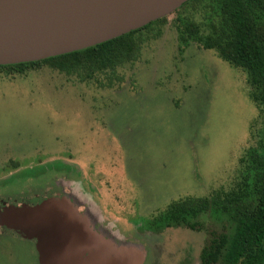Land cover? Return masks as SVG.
I'll use <instances>...</instances> for the list:
<instances>
[{
  "label": "rangeland",
  "instance_id": "1",
  "mask_svg": "<svg viewBox=\"0 0 264 264\" xmlns=\"http://www.w3.org/2000/svg\"><path fill=\"white\" fill-rule=\"evenodd\" d=\"M189 2L144 31L138 57L114 70L0 74V219L29 195L56 197L58 185L79 207L97 203L105 232L142 246L143 264H202L214 237L235 239L227 196L256 203L264 111L250 74L204 45L221 0ZM186 20L205 38L182 42ZM45 181L53 190L39 188ZM218 198L186 223L168 218L173 203ZM4 230L0 264H41L32 239Z\"/></svg>",
  "mask_w": 264,
  "mask_h": 264
},
{
  "label": "water",
  "instance_id": "2",
  "mask_svg": "<svg viewBox=\"0 0 264 264\" xmlns=\"http://www.w3.org/2000/svg\"><path fill=\"white\" fill-rule=\"evenodd\" d=\"M189 1L0 0V66L96 47L142 29ZM72 199L49 198L25 206L18 214L4 215L0 225L35 241L41 264L144 263L147 253L140 245L120 243L104 249L92 224L98 218L81 215Z\"/></svg>",
  "mask_w": 264,
  "mask_h": 264
},
{
  "label": "trees",
  "instance_id": "3",
  "mask_svg": "<svg viewBox=\"0 0 264 264\" xmlns=\"http://www.w3.org/2000/svg\"><path fill=\"white\" fill-rule=\"evenodd\" d=\"M195 1L199 0L190 2ZM220 15L221 24L211 25L206 39L201 36L196 23L186 20L181 40L188 44L198 38L204 39L206 48L219 49L225 60L246 70L251 83L258 90V105L264 111V0H221ZM162 22L165 19L84 51L39 62L0 66V74H23L28 69L41 66L61 72L87 66L92 70H114L119 64L136 59L141 49L143 32ZM253 162L259 171L256 203L250 205L243 202L240 197L243 192L240 196H227L233 199L234 212L240 220L237 236L232 241L227 235L214 237L202 252V264H264V157L254 155ZM222 202L220 198L186 199L170 205L167 215L171 222L180 225L196 213L208 210L213 204L219 207ZM191 227L195 229V226Z\"/></svg>",
  "mask_w": 264,
  "mask_h": 264
},
{
  "label": "flooded vegetation",
  "instance_id": "4",
  "mask_svg": "<svg viewBox=\"0 0 264 264\" xmlns=\"http://www.w3.org/2000/svg\"><path fill=\"white\" fill-rule=\"evenodd\" d=\"M36 175H40V176H42L41 174H36ZM44 175V174H43ZM35 176V175H34ZM38 177V176H37ZM33 179H36V178H33ZM46 182V181H45ZM34 183V182H33ZM30 186V188H32V187H34V186H31V185H29ZM55 189H56V192H55V194H56V197H58V198H62V196H61V193L64 191V189H63V186H58V185H55ZM39 188H41V189H43V190H49V189H51V187H47V182L45 183V185H42V186H39ZM51 190H53V188L51 189ZM29 191V190H28ZM85 191V190H84ZM22 193H25V192H22ZM45 193V192H44ZM50 193H52V192H50ZM88 193V192H87ZM36 195H33L32 197L29 195V197H27V200H28V202H30V204H28L27 206H35V205H37V204H40L42 201H44V200H46L47 198L45 197V198H43V197H41V196H39L40 194H37V193H35ZM63 194V193H62ZM88 194H90V193H88ZM51 197V196H50ZM49 197V198H50ZM53 197V196H52ZM31 198H33V200L31 199ZM41 198H43L44 200H42ZM2 202L3 203H6V202H4L3 200H2ZM25 202V201H24ZM23 203V202H22ZM25 205V204H24ZM80 205V207H79V210L82 212V213H84V214H90V212L92 213L93 211H92V209L94 210L95 209V207L93 206V205H91V204H79ZM97 205V204H96ZM26 206V205H25ZM104 224H106V225H104ZM110 224H111V222L110 221H106L105 220V218L103 217L102 218V220L101 221H99V222H97V225H99V226H101L102 227V231L104 232V233H106V235H110L111 233H107V232H105V229H104V227H109L110 226ZM96 225V226H97ZM4 229H7L6 227H4V226H1L0 225V237H4V232H5V230ZM8 230V229H7ZM21 237V236H20ZM30 241H32V240H30ZM34 243H35V248H36V242L35 241H33ZM92 248H93V246H92ZM36 250H37V248H36ZM37 252V251H36ZM37 257H38V261H39V254H38V252H37Z\"/></svg>",
  "mask_w": 264,
  "mask_h": 264
},
{
  "label": "crops",
  "instance_id": "5",
  "mask_svg": "<svg viewBox=\"0 0 264 264\" xmlns=\"http://www.w3.org/2000/svg\"><path fill=\"white\" fill-rule=\"evenodd\" d=\"M51 198H58V197H51ZM96 204H97V203H96ZM97 206L99 207L98 204H97ZM76 207H77L78 212L80 213L79 206H76ZM98 207H95L94 211L96 210L97 215L100 216V214H99V212H98ZM92 214L94 215L95 213L93 212ZM101 220H102V217H99V219H98V220H95V223L93 224L95 231L98 233V237H97V238H98L101 242L104 243V244H103L104 246H102L104 249H106V248H113V247L115 246V244H119L117 238H119L120 235H112L113 233L110 234V235H106V233H104V232H103V234H101L100 230L97 229V228L95 227V225L97 224V222H99V221H101ZM116 236H117V237H116ZM136 245H137V244H136ZM89 255H90V253L86 254L87 257H89ZM109 258H110V257L108 256V257H107V261L110 260ZM146 258H147V256H146ZM145 261H146V259H145Z\"/></svg>",
  "mask_w": 264,
  "mask_h": 264
}]
</instances>
